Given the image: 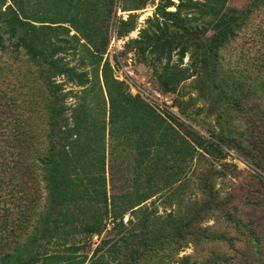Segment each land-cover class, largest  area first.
<instances>
[{
  "label": "trees",
  "instance_id": "obj_1",
  "mask_svg": "<svg viewBox=\"0 0 264 264\" xmlns=\"http://www.w3.org/2000/svg\"><path fill=\"white\" fill-rule=\"evenodd\" d=\"M116 2L0 0V264H167L188 243L223 240L198 227L210 213L258 243L253 227L239 217L248 215L244 205L264 201V146L253 142L243 149L213 131L201 136L131 95L103 59ZM147 2L121 0L118 9L130 12ZM227 2L162 0L124 48L139 64H151L160 93L177 96L188 79L200 91L204 79L242 117L244 84L237 70L223 71L221 51L264 0L242 9ZM116 22L117 38L135 29L129 13ZM67 99L74 103L66 105ZM173 107L188 118L178 103ZM248 131L246 137L253 133ZM114 147L133 154L132 176L107 194L105 168ZM224 147L253 173L240 189L219 198L211 183L219 172L210 169L198 206L181 209L185 168L202 157L224 160ZM155 200L164 213H157ZM100 235L87 255L92 238ZM214 255L200 264H231L229 257ZM256 261L245 264L263 263ZM174 263L197 264L188 255Z\"/></svg>",
  "mask_w": 264,
  "mask_h": 264
},
{
  "label": "rangeland",
  "instance_id": "obj_2",
  "mask_svg": "<svg viewBox=\"0 0 264 264\" xmlns=\"http://www.w3.org/2000/svg\"><path fill=\"white\" fill-rule=\"evenodd\" d=\"M120 1L117 0L114 14L108 22L107 35L109 41L103 55V59H107L111 65L113 77L123 81L131 95L139 96L140 99L153 107L160 115H165V111L169 112L201 136L208 137L206 131H213L219 133L224 139H228L230 144L237 143L243 149L250 148L253 142L264 146V5L253 10L246 24L237 32L236 37L221 51L223 71L229 69L237 70L240 74L238 79L244 84L241 110L245 113L241 117L231 107V102L224 100L218 91L212 87L211 83L204 79H201L198 84L201 92L196 88L194 80L188 79L181 84L177 96L160 93L154 82L151 64L145 65L136 62L132 52H126L124 43L128 39L136 38L138 29L144 25V20L152 16L155 7L162 0H148L143 8L130 12H120L118 9ZM170 1L175 5L179 0ZM250 1L228 0L227 5L242 9ZM167 10L173 11L174 6L168 7ZM128 13L135 18V29L125 37L117 38L115 35L116 21L119 18L126 19ZM65 59L67 60L69 57L67 56ZM174 59L175 57L173 56L172 61ZM5 61V57L1 58V62ZM182 63L186 65V57ZM70 64H73V62ZM10 80L13 81L12 78L7 79L8 82ZM55 81L59 82L60 78H56ZM174 102L179 104L180 109L188 115V118H184L178 113V110L173 107ZM65 103L66 105H71L74 100L67 99ZM249 109L252 110L249 111ZM249 120L253 123L252 125ZM248 130L253 131V133H250V137H246V134H249ZM224 150L226 156L222 161L214 162L209 158L202 157L198 159V169H196V161L198 160L189 169L185 168L187 179L181 182L182 187L179 188L182 197L181 209L186 210L198 206L197 203L204 197L200 190L201 184L204 179H211L210 169L219 172L218 176H214L213 180L211 179L213 189L217 191L219 198L226 197L228 196L227 194L240 189L239 186L244 182L242 180L244 178L247 179L248 175L253 173L248 162L235 151L226 148ZM113 154L106 163L105 168L107 194L113 192L112 185L116 191H119L121 186L124 187L123 181L125 179L130 180L132 176L133 154L118 147L116 149L114 147ZM107 159L108 157L106 156V161ZM245 189L241 191L243 192ZM260 194H264V189H261ZM260 194L258 196L262 198ZM148 203L149 201L145 204ZM153 207L158 214L164 213L160 200H155ZM173 208L174 205H172L171 209ZM169 210L168 207L165 208V213L169 212ZM242 210L248 215L243 214L239 218L242 223L253 227L258 237V243H250V238L243 233V229L236 231L231 225L227 226L221 220L216 219L214 213H210L205 217H201L198 227H207L208 233L221 235L223 240L212 241L213 239H206L200 241L199 245L188 243L186 247H182L176 252L172 261L166 263L177 264L174 263L176 259L188 255L191 261L200 264L206 261L207 258L213 259V257H216L214 254L221 253L222 256L231 259V264L250 263L253 262V258H257V261L258 259L263 261L262 264H264V201H260V205H244ZM247 218H250L252 223L248 222L249 219ZM127 219L128 214L123 216L122 222L125 223ZM101 236L92 238L90 248L85 250L87 255H91L92 249L96 246ZM224 240H227V242L222 243ZM61 250L63 251V249Z\"/></svg>",
  "mask_w": 264,
  "mask_h": 264
}]
</instances>
